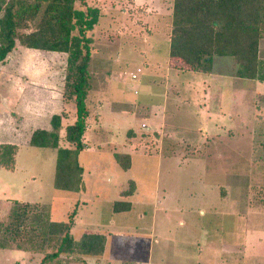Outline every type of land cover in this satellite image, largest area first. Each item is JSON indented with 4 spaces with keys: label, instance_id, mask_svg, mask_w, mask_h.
I'll return each instance as SVG.
<instances>
[{
    "label": "rangeland",
    "instance_id": "374dc122",
    "mask_svg": "<svg viewBox=\"0 0 264 264\" xmlns=\"http://www.w3.org/2000/svg\"><path fill=\"white\" fill-rule=\"evenodd\" d=\"M173 2H75L78 9L99 10L86 31L92 78L78 154L85 180L80 189L54 187L56 149L31 146L25 127L4 137L0 129V137L17 147L14 166L0 165V230L18 200L30 201V217L72 220L74 239L85 232L106 237L100 256L80 261L62 254L50 264H264V80L235 79L237 62L218 56L212 72L230 76L223 94L218 82L214 95L206 96L210 74L186 71L182 61L169 58ZM33 28L31 23L18 33ZM65 58L16 37L0 63L20 78L32 74L24 84L28 103L34 100L31 106L46 112L57 109L48 84L60 80L64 88ZM5 81L1 90L10 89ZM63 110L70 115L62 118L59 143L72 147L64 126L76 118L74 100L65 101ZM125 190L132 193L122 197ZM118 200L129 201L130 209L115 212ZM35 232L42 251L17 249L12 242L0 248V264H40L56 244Z\"/></svg>",
    "mask_w": 264,
    "mask_h": 264
},
{
    "label": "trees",
    "instance_id": "16d2710c",
    "mask_svg": "<svg viewBox=\"0 0 264 264\" xmlns=\"http://www.w3.org/2000/svg\"><path fill=\"white\" fill-rule=\"evenodd\" d=\"M76 1L0 0V61L14 47L16 37L27 47L66 54L63 98L65 101L74 100L76 118L64 126V138L72 147L59 143L64 114L51 116V129L33 130L29 144L56 149L53 185L57 189L70 191L82 186L78 154L84 148L82 137L89 112L85 100L89 96L92 78L89 69L92 39L86 36V31L93 28L99 17L98 8L88 6L85 10L78 9L75 7ZM31 23L34 28L30 32L18 33L19 29L29 27ZM261 38H264V0L173 2L169 58L182 61L187 66L184 68L186 71L210 72L215 56H229L238 65L235 76L263 81L259 60ZM16 150L14 144L0 143V165L12 168ZM121 155L115 156L120 159ZM131 193L125 190L120 195L126 197ZM30 204L18 200L11 203L10 221L0 230L10 236L0 235V248H11L10 243L14 242L17 249L40 252L43 243L37 244L38 234L35 232L39 229L41 240L49 236L56 244L55 248L44 254L40 264L56 262L62 254L75 255L80 261L84 256L102 255L106 243L103 234L85 232L74 239L69 232L72 220H48L39 213L30 217ZM130 207L129 201L113 203L115 212L129 210ZM20 237L23 241L18 244ZM22 243L28 244V248L23 247Z\"/></svg>",
    "mask_w": 264,
    "mask_h": 264
},
{
    "label": "crops",
    "instance_id": "0c3cea01",
    "mask_svg": "<svg viewBox=\"0 0 264 264\" xmlns=\"http://www.w3.org/2000/svg\"><path fill=\"white\" fill-rule=\"evenodd\" d=\"M262 43V39L259 41V55H260V51L262 49L261 44ZM264 43V42H263ZM262 43V44H263ZM34 49V48H33ZM55 52V51H53ZM64 55H66L65 53H63ZM54 57V56H53ZM218 57V56H215ZM214 57V58H215ZM214 58L212 59V69H213V64H214ZM233 59V58H232ZM260 59V58H259ZM66 60V58H65ZM4 62L0 63V86H2V82L4 83L5 79L7 76H9L8 80H10V86L8 88V90H1L0 87V129L2 130L1 133L3 135V137L7 134H11L14 132H18L19 126L24 127L26 129H28V138L30 140L31 134L33 132V130L37 129V128H44V129H51V125H48V122H50L51 116L53 114H64L62 118H66L68 115H70L68 113V111L63 110V106H64V98H63V87H62V83H60L59 80V84H57L55 82V84H48V86H50L51 88L53 87V89H51L53 92L51 93L50 96H48L51 100H54L55 98H57L58 100V105L56 106L57 109L52 110L50 109L49 111H46L42 109L40 110H36L33 108V106H31L32 101H30V103H28V97L27 94L25 92V86L24 84L27 83V81L29 79H33L32 78V74L27 78L26 76L20 78L19 76H17L16 74H10V72H5L4 71ZM202 73H199V75L201 76ZM206 74H210L209 78H208V84L207 87L204 90V93L206 94V96L210 97L213 96L215 91H213V88L219 87V85L217 86L218 82L220 83V88H222V94L223 92V82L226 81L225 78H227L230 75H219L212 72V70L210 72H205ZM199 77V76H198ZM231 78V77H230ZM243 79L241 77H235V79ZM24 79V80H23ZM64 79V77H63ZM246 79V78H244ZM8 80L6 79V83L8 82ZM250 80H254V79H250ZM64 83V82H63ZM8 84V83H7ZM225 84V83H224ZM9 85V84H8ZM211 87V88H210ZM26 94V95H25ZM221 93L219 95H222ZM56 96V97H55ZM56 100V99H55ZM221 101V99H220ZM19 114V118L16 116V114ZM13 114H15V116H13ZM46 114L48 115V118L46 121L41 122L40 120H45ZM49 120V121H48ZM15 124V125H14ZM17 134V133H16ZM3 137H0V143H10V144H14L16 145L14 140L11 141H7V140H3ZM28 140V142H29ZM84 177V174L82 172L81 177ZM83 183L85 182L84 178L82 179ZM85 185V183L83 184ZM86 186H84L85 188ZM30 203V201H28Z\"/></svg>",
    "mask_w": 264,
    "mask_h": 264
}]
</instances>
